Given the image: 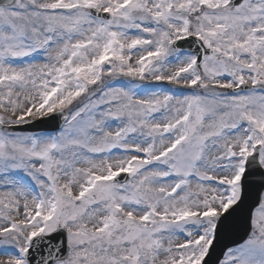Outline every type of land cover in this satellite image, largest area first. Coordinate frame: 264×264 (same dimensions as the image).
Returning a JSON list of instances; mask_svg holds the SVG:
<instances>
[{
  "label": "snow or ice",
  "instance_id": "obj_1",
  "mask_svg": "<svg viewBox=\"0 0 264 264\" xmlns=\"http://www.w3.org/2000/svg\"><path fill=\"white\" fill-rule=\"evenodd\" d=\"M0 264H264V0H0Z\"/></svg>",
  "mask_w": 264,
  "mask_h": 264
},
{
  "label": "water",
  "instance_id": "obj_2",
  "mask_svg": "<svg viewBox=\"0 0 264 264\" xmlns=\"http://www.w3.org/2000/svg\"><path fill=\"white\" fill-rule=\"evenodd\" d=\"M37 128H44L46 125H36ZM22 130H32L28 128L27 126H24ZM247 215V207L244 210V213L242 216L237 217L234 222L233 226L229 228L226 236L224 239H222L221 244L217 246L216 253L213 256V260L215 261L217 257L220 256L221 250L223 249V246L225 243H231L233 241H238L240 238L244 235V227H245V218Z\"/></svg>",
  "mask_w": 264,
  "mask_h": 264
},
{
  "label": "rangeland",
  "instance_id": "obj_3",
  "mask_svg": "<svg viewBox=\"0 0 264 264\" xmlns=\"http://www.w3.org/2000/svg\"><path fill=\"white\" fill-rule=\"evenodd\" d=\"M172 86L171 85H168V84H160L158 85V88L163 90V89H167V88H171Z\"/></svg>",
  "mask_w": 264,
  "mask_h": 264
}]
</instances>
